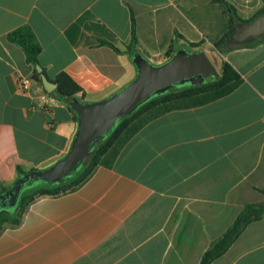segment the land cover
Listing matches in <instances>:
<instances>
[{
	"label": "crops",
	"instance_id": "crops-1",
	"mask_svg": "<svg viewBox=\"0 0 264 264\" xmlns=\"http://www.w3.org/2000/svg\"><path fill=\"white\" fill-rule=\"evenodd\" d=\"M226 1L243 20L264 5ZM26 26L49 80L67 73L92 103L136 78L133 55L160 65L171 44L174 53L186 42L208 47L229 17L213 0H0V194L17 167L43 171L65 158L78 132L8 38ZM224 50L215 53L241 78L232 93L158 116L78 189L33 202L0 234V264H200L247 204L264 202V40ZM22 76L33 79L25 91ZM212 264H264V216Z\"/></svg>",
	"mask_w": 264,
	"mask_h": 264
},
{
	"label": "trees",
	"instance_id": "trees-1",
	"mask_svg": "<svg viewBox=\"0 0 264 264\" xmlns=\"http://www.w3.org/2000/svg\"><path fill=\"white\" fill-rule=\"evenodd\" d=\"M263 4H264V0ZM218 4L229 17V29L227 33L217 43L215 48L219 53L224 54L225 48L231 50L241 46H248L260 43L264 40V36L246 42L244 44H231V36L235 32L236 22H251L257 16L264 12L263 9L249 20H243L237 14L236 9L226 0H213ZM132 35L128 45V51L132 52L137 44L136 22L132 17ZM9 40L20 46L25 52L27 62L34 68V78L41 82L40 74L36 71L37 64L40 63L39 56L42 52V47L37 40L33 30L30 27H23L9 35ZM113 48L117 53L121 51L109 43H104ZM174 51L170 50L165 54V58L170 59ZM45 73V72H44ZM57 85V89L51 93L58 100L67 104L73 112L75 120L78 122L77 114L71 108V101L76 98L85 103V91L74 81V79L65 72L59 73L54 80H51ZM241 83V78L238 73L228 63H222L221 76L212 78L204 84L196 86L176 87L170 92L153 97L147 103L142 105L131 116L121 120L111 134L101 143L97 145L94 155L86 162L85 168L78 176L74 174L71 177L63 179L58 184H42L30 197L24 199L21 214L33 202L47 196H58L74 191L82 186L101 165H110L118 156L123 147L136 135L148 122L158 116L186 106H195L209 103L220 99L232 93ZM17 172L20 176L25 174L21 167H17ZM4 191H7L5 189ZM19 216L4 215L0 220V234L8 227H16L21 224ZM264 216V202L247 204L240 212L230 228L217 240H215L207 251L204 253L200 264H212L215 260L222 257L232 244L239 238L244 229L251 223L259 221Z\"/></svg>",
	"mask_w": 264,
	"mask_h": 264
},
{
	"label": "water",
	"instance_id": "water-1",
	"mask_svg": "<svg viewBox=\"0 0 264 264\" xmlns=\"http://www.w3.org/2000/svg\"><path fill=\"white\" fill-rule=\"evenodd\" d=\"M264 36V12L251 22H236L231 43L244 44ZM137 68L136 78L109 98L84 103L74 98L70 105L78 117V132L65 158L52 167L34 170L19 177L15 186L0 199L16 200L23 186L39 181L42 184H58L71 177L89 160L95 148L104 141L117 124L131 116L142 105L156 96L164 95L176 87L196 86L218 78L221 73L204 50L188 52L178 50L166 62L154 65L140 54L133 55ZM41 83L48 93L57 89L44 73L42 65L36 66ZM15 203L11 201L10 205Z\"/></svg>",
	"mask_w": 264,
	"mask_h": 264
},
{
	"label": "rangeland",
	"instance_id": "rangeland-1",
	"mask_svg": "<svg viewBox=\"0 0 264 264\" xmlns=\"http://www.w3.org/2000/svg\"><path fill=\"white\" fill-rule=\"evenodd\" d=\"M207 13L209 16L213 17L215 19V21H219L220 23L222 22L221 18H220V15L218 12H216L215 10L213 9H210L208 8L207 9ZM226 30L223 31L222 33V37H224V35L226 34ZM176 35L179 36V33H176ZM179 39H177L176 41H178ZM203 43L204 42H201V43H191V42H186L184 43L182 46H177V50L180 48V49H183V50H186L188 52H191L190 50H197V51H200V50H204L203 48H206L207 49V54L209 56H211V61L214 63V65L217 67V69L219 70V72L221 73V69H222V63L220 61V55H217L215 52H216V48H215V43H211V45H209L208 47H204L203 46ZM232 45H235V44H238V43H231ZM174 45V44H173ZM173 45L171 44L172 48L171 50L173 49ZM195 51V52H197ZM194 52V51H192ZM85 168V165L78 171V173L76 174V176L80 175L82 173V171L84 170ZM40 182L37 181L35 182V184H32L30 186H27L28 188H31L30 190H28V192L25 194V199H27L28 197H30L40 186ZM26 203H20L19 206L17 207V209L15 210V212L12 214V216H18V215H21V211L23 210V206L25 205Z\"/></svg>",
	"mask_w": 264,
	"mask_h": 264
},
{
	"label": "flooded vegetation",
	"instance_id": "flooded-vegetation-1",
	"mask_svg": "<svg viewBox=\"0 0 264 264\" xmlns=\"http://www.w3.org/2000/svg\"><path fill=\"white\" fill-rule=\"evenodd\" d=\"M88 161V160H87ZM87 161H85L84 163H83V166L86 164V162ZM82 166V167H83ZM81 167V168H82ZM17 183V182H16ZM15 183V184H16ZM15 184L11 187V188H13L14 186H15ZM11 188H9V189H11ZM8 189V190H9ZM31 188H28L26 185H24L23 186V188H22V190L20 191V193H19V196L17 197V199L16 200H11V197H7L6 199H0V220H1V218L4 216V215H8V216H10V215H12L14 212H15V210L17 209V207L19 206V204L20 203H23V201H24V199H25V194L28 192V190H30ZM7 190V191H8ZM7 191H5L4 193H2V194H0V196H2V195H5V193L7 192ZM11 201L13 202V203H15L14 204V206H11L10 205V203H11Z\"/></svg>",
	"mask_w": 264,
	"mask_h": 264
},
{
	"label": "built area",
	"instance_id": "built-area-1",
	"mask_svg": "<svg viewBox=\"0 0 264 264\" xmlns=\"http://www.w3.org/2000/svg\"><path fill=\"white\" fill-rule=\"evenodd\" d=\"M33 83V79H31L30 77H26V76H22L19 78V87L22 90H28L31 85Z\"/></svg>",
	"mask_w": 264,
	"mask_h": 264
}]
</instances>
